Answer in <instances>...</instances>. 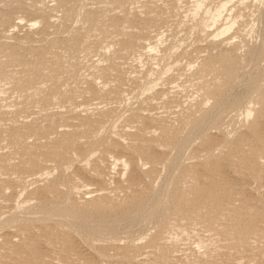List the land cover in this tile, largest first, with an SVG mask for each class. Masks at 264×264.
<instances>
[{
	"label": "bare ground",
	"instance_id": "obj_1",
	"mask_svg": "<svg viewBox=\"0 0 264 264\" xmlns=\"http://www.w3.org/2000/svg\"><path fill=\"white\" fill-rule=\"evenodd\" d=\"M261 12L0 0V264H264Z\"/></svg>",
	"mask_w": 264,
	"mask_h": 264
},
{
	"label": "rangeland",
	"instance_id": "obj_2",
	"mask_svg": "<svg viewBox=\"0 0 264 264\" xmlns=\"http://www.w3.org/2000/svg\"><path fill=\"white\" fill-rule=\"evenodd\" d=\"M30 20H33L34 19V17H30L29 18ZM256 19H257V23H256V25H264V12H261V13H259L257 16H256ZM220 138H221V136H219ZM235 137H237V135L235 136ZM229 144H230V142H228ZM226 154V155H225ZM225 155V156H224ZM227 157H228V153L227 152H225L220 158H217V160L215 161V162H218V163H221V162H224L226 159H227ZM222 165V164H221ZM219 166V165H218ZM57 176H59V172H56L55 173V175H54V178H56ZM230 176H232V177H230V181H233V182H231L230 183V181L229 182H225V187H229V186H233V185H235L236 186V188H239L240 187V185H241V183H242V180L240 179V178H237V177H234L233 175H231L230 174ZM263 180V177H260V178H258V179H255V181H256V184H259V183H261V181ZM234 181H236V182H234ZM67 182V180L65 181V183ZM249 182H253V180H250ZM239 183V184H238ZM228 184H231V185H228ZM238 184V185H237ZM228 185V186H227ZM70 201H71V199H70ZM34 220H35V218H34ZM143 223H142V222ZM139 220V221H137L138 223L137 224H135L134 225V223L133 224H131V225H128V224H125V223H122V220H119L115 225H113V224H111L110 226H109V229L110 230H115L114 232H109V234H110V237H122V227L124 228V227H131L132 228V230L130 229L129 231L131 232V234L134 236V237H146L147 235H146V233H147V229H148V226H149V224H148V220ZM9 222H14V224H17V223H21V218L20 219H12V220H10ZM139 223H142V224H139ZM126 225H128V226H126ZM140 225V226H139ZM136 227V228H135ZM119 229V230H118ZM118 230V231H117ZM113 233V234H112Z\"/></svg>",
	"mask_w": 264,
	"mask_h": 264
}]
</instances>
